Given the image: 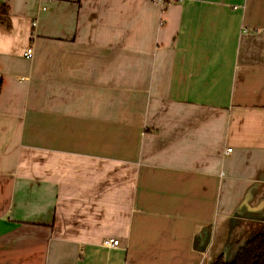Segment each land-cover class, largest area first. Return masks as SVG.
<instances>
[{
	"label": "crops",
	"instance_id": "0c3cea01",
	"mask_svg": "<svg viewBox=\"0 0 264 264\" xmlns=\"http://www.w3.org/2000/svg\"><path fill=\"white\" fill-rule=\"evenodd\" d=\"M46 6L0 0V264L232 262L264 234V0Z\"/></svg>",
	"mask_w": 264,
	"mask_h": 264
},
{
	"label": "trees",
	"instance_id": "16d2710c",
	"mask_svg": "<svg viewBox=\"0 0 264 264\" xmlns=\"http://www.w3.org/2000/svg\"><path fill=\"white\" fill-rule=\"evenodd\" d=\"M213 264H264V234L253 238L243 246L232 262H227L222 255Z\"/></svg>",
	"mask_w": 264,
	"mask_h": 264
},
{
	"label": "built area",
	"instance_id": "2783aa9c",
	"mask_svg": "<svg viewBox=\"0 0 264 264\" xmlns=\"http://www.w3.org/2000/svg\"><path fill=\"white\" fill-rule=\"evenodd\" d=\"M61 1H70V0H39L40 2V9L42 11H46L47 10V4L48 3H52V2H61ZM154 2L157 3H164L165 0H153ZM33 27L36 28L37 27V21H35L33 23ZM25 56L29 59H32L34 57V49L32 47L27 48L26 52H25ZM228 152H231V150H228ZM102 245L106 248H117L119 247V241L115 240V239H111V238H107L105 240H103Z\"/></svg>",
	"mask_w": 264,
	"mask_h": 264
}]
</instances>
